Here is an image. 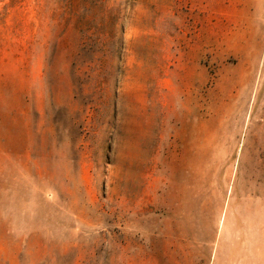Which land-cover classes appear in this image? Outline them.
<instances>
[{"label":"rangeland","instance_id":"1","mask_svg":"<svg viewBox=\"0 0 264 264\" xmlns=\"http://www.w3.org/2000/svg\"><path fill=\"white\" fill-rule=\"evenodd\" d=\"M0 264H264V0H0Z\"/></svg>","mask_w":264,"mask_h":264}]
</instances>
